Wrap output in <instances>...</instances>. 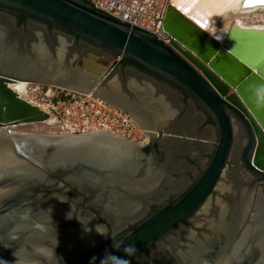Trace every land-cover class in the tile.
<instances>
[{"label":"water","instance_id":"1","mask_svg":"<svg viewBox=\"0 0 264 264\" xmlns=\"http://www.w3.org/2000/svg\"><path fill=\"white\" fill-rule=\"evenodd\" d=\"M246 1H241L243 8L252 5ZM0 5L68 30L109 53L98 55L90 48L80 55L88 45L81 43L74 48L69 43L58 61L62 70L50 68L43 78L70 87L99 88L109 85L115 77L118 93L126 96L134 89L143 91L146 100L162 98L160 103H166L168 94L173 97L169 99L173 109L165 126L147 144H124L116 138L118 135L98 133L101 131L24 133L7 129L0 136V227H10L2 229L3 238L14 235L13 240L23 247L29 234L46 235L52 229H64L74 214L73 227H82L80 215H86L99 226L101 235L74 254L61 253L63 259H72L68 264H129L154 244L157 250L151 254V263L143 258H135L134 263H157L156 257L165 252V261L175 264V255L182 246L178 244L181 231L198 236L197 240L215 250L217 256L231 249L243 229L254 221L250 212L260 201L258 192L253 197L251 190H244L248 194L245 200L250 199L245 210L229 208L228 203H217L213 211L206 207L207 216L215 218L216 230L197 224L194 219L222 179L229 157L239 159L244 170L239 172L241 177L232 178V203L238 201L241 192L239 181L253 177L264 181V28H242L232 23L220 35L210 36L168 5L162 24L170 36L166 43L144 29L94 9L84 0H0ZM25 47L28 49L30 44ZM46 48L49 64L57 51L54 45ZM112 56L125 58L153 76L137 74L140 77L134 82L143 78L146 85L128 87L131 70L127 69L121 80V72L113 70L116 61L111 60ZM156 78L168 84L157 82ZM9 80L0 66V126L46 122L47 114L15 95L6 84ZM147 83L151 89L145 87ZM170 84L193 97L216 122L218 136L208 159L197 149L199 146L203 151L211 150L205 128L197 129L202 116L194 113L191 101L180 114L181 96L171 91ZM160 106L164 110L166 105ZM144 108L136 107V117L145 113ZM153 111L151 119L165 121L163 113L156 116V110ZM237 123L246 134L240 141L236 139ZM193 148L197 150L194 155ZM184 157L200 165L191 179L184 172L196 168ZM237 174L236 171L233 175ZM229 181L224 182L227 185ZM169 196L170 201L166 200ZM153 204L158 209L140 219ZM96 212L99 219L93 217ZM221 219L224 226L218 221ZM186 222L200 225L205 231L196 234L185 227ZM13 224L23 228H14ZM130 224L133 225L125 229ZM106 226L112 233L125 230L112 238ZM62 233L57 238L61 239ZM162 239L172 246L167 248L164 242L159 243ZM51 247H55L53 243ZM15 250L5 252L7 257L0 258V264H14L11 260ZM166 252L170 255L166 256ZM245 255L233 258L232 264H240Z\"/></svg>","mask_w":264,"mask_h":264},{"label":"bare ground","instance_id":"2","mask_svg":"<svg viewBox=\"0 0 264 264\" xmlns=\"http://www.w3.org/2000/svg\"><path fill=\"white\" fill-rule=\"evenodd\" d=\"M241 1L242 0H170L171 5L173 6L174 9H177L178 12L182 13L184 17H187L188 19H190L191 22L196 24L200 29H203V31L207 32L210 36L217 35L221 33L222 31L225 32L227 28L230 26V24L232 23H235L241 26L242 28H264V23L247 25V24H244L242 20L240 19V16L242 15L249 14L251 12L255 13L258 11H264V0H247L246 4L252 3V5L249 7L247 6L245 8L241 6ZM258 2H262V4ZM31 36L33 40V37L37 36V33L34 32L32 33ZM32 40H29L28 42L30 44V47L28 49L23 44L17 43L15 46L9 43L8 44L4 43L2 40H0V66L7 73L8 78H10V80L8 81L9 85H11L12 87L15 85L17 90L24 96H26L25 87H26V81H28L24 79L25 77H32L33 78L32 80H34L32 82H36L40 84L49 83L50 86H58L63 89L75 90L77 92H83V93L93 92L94 94H97L98 97H100L101 99H104L105 101H107L109 104L117 108H121V109L128 111L130 115L132 116V118L136 121L137 125L139 126L140 128L139 130L143 134V138L140 139L139 141L134 140V139L128 140V138L127 139L120 138L122 136L118 135V137L116 138L122 141L124 144L134 145L136 143L138 144L151 143V139L154 133L158 134L157 131L160 128L164 127V126H161L162 125L160 123L161 118H159V120H157L158 118L154 119L155 126H152V123L150 121L151 118L149 116L150 112H152L154 109L156 110L155 112L157 114L156 116H159V112H161L165 116L169 117V113L172 111L173 108H168L169 106L168 103L167 102L165 103L164 101L161 103V105H166V106H163L164 110H161L160 108L162 107L160 106V104L158 106L157 103H155L153 106H148V104L151 103L149 102V97H147L148 100H146L144 96L142 95L144 94L143 91L138 92L137 90H134V89L132 91L133 93L129 94L131 99L125 96L120 97V94H116L118 92L119 87L117 86V80L115 77L109 81V85H107L106 87L104 86V87H99V88L89 87V85H87L88 87L87 86L70 87L64 84L54 83L52 81H49L46 78H43L42 75L44 76L47 75V73L49 72H46V71H49L50 68L53 69L54 67L56 69L55 71L62 70V66L58 63V61L62 60L63 58L62 51L65 49V47L68 46L69 41L61 36L56 37L55 41L59 42V45H57V43H54L55 49L57 51L54 57L55 60H50L49 64H46L48 62V55L46 54L47 48L45 49V51L41 53L40 50H44L43 47L35 43L31 45ZM18 49H21V50H18ZM29 51H31L33 54H36V56L33 57L31 55L32 53H30ZM135 79H137V77L133 78V76L132 75L130 76V74L128 73L127 86L131 88L132 87L135 88L136 85H140V86H143L144 84L146 85V81L142 80L141 78L138 81V83L134 82ZM145 87L150 88L149 85ZM140 88H144V87H140ZM145 92H148V90L146 89ZM157 98L159 100L162 99L159 97ZM136 107H140V108L145 107L143 110L146 114L144 113L141 115V117H136L137 116L136 113H138L137 112L138 110L135 111ZM45 124L53 125V120L51 118H48ZM8 127H10V125L0 126V136H2L4 132H7V129L10 131H16V130L9 129ZM164 130L168 131L166 130V128H164ZM89 132H92V131L83 132V133H89ZM93 132H97V131H93ZM106 132L107 131H101L98 133H101L104 135H110V136L117 135V134L114 135V133H111V132H107V133ZM24 133H27V132H24ZM63 133H70V132L67 131ZM149 135H150V138H149ZM191 154L193 155L195 154L194 149H192ZM226 177L227 175L224 176L225 179ZM255 208L257 209V207ZM45 216L46 215H44V217L42 216L43 219H45ZM83 217L86 218V219H82L80 217L83 223V226L79 227L76 230L74 229V233L72 235H69L65 239L66 242L62 246L63 247L62 253L64 255H71V254L76 253L77 251L81 250L83 246L87 245L92 240L96 239L99 235H101V230L99 226H96L95 223L92 222L86 215H83ZM205 217H206V220L213 219V216H210V215L207 216L206 213H205ZM253 217L257 218V222L254 228H253V224L251 225L250 229L246 228L244 233L242 234L243 236L241 235L242 238L233 243L230 251L228 250H226V252L221 251L220 254L217 256V258L215 259L213 264H232L231 261L234 257L239 259V256H240L239 252H240V248L242 247L241 244L243 243L246 235L252 236L251 234H254V233L259 234L258 235L259 240L264 245V233H263L264 232V227H263L264 215H263V212L258 211L257 213L254 214ZM206 220L205 218L204 220L202 218H199L196 222L197 224H200L201 221L206 222ZM13 225L15 226V224ZM20 228H23V226H20ZM75 232L76 233L78 232V237ZM184 234H183V237H184ZM48 235L52 236L50 233H48ZM39 239H40V235L38 234L34 235V233L29 234V237L26 239V244L23 247L15 250V252L13 253L14 257L11 261H13L14 264H36L38 263V262H35V260L38 259L37 258L39 255L38 253L40 254L48 253V251H46L45 248L37 242V240ZM179 243L180 242L178 241V244ZM163 254L165 255V252ZM163 254L162 255L160 254L159 257H156L158 259V262L157 263L154 262V264H168L169 263V261L168 262L165 261ZM183 254L185 255V253ZM169 255L170 253L166 252V256H169ZM182 263H184V261ZM137 264H145V263L140 261ZM189 264H192V263L189 262ZM257 264H264V251H263L262 257H260Z\"/></svg>","mask_w":264,"mask_h":264},{"label":"flooded vegetation","instance_id":"3","mask_svg":"<svg viewBox=\"0 0 264 264\" xmlns=\"http://www.w3.org/2000/svg\"><path fill=\"white\" fill-rule=\"evenodd\" d=\"M34 32L37 33V36L33 37V40H32V38H31L32 36L31 35ZM60 36L65 38V39H67L69 41V43H72L74 48L78 47L81 43L86 44V42H85L86 38H83V37H81L79 35L71 33L68 30H65V29H63L61 27H58V26H56V25H54L52 23L46 22V21H44V20H42V19H40L38 17H35L33 15H30V14H28L26 12H22L20 10H16V9H12V8L0 5V40H2L4 43H7V44L9 43V44H12V45H14L16 43H19V44L26 45V44H29L28 43L29 40H32L33 42L31 41V45L35 43V44L43 47L44 50H40L39 49L41 51V53H42L43 51H45L46 46H50L51 47L52 45H54V43H57V45H59V42H56L55 38L56 37H60ZM18 50H21V49H18ZM77 64H78V60H77ZM117 67L119 68V71L121 73L122 72L124 73V75H125V71L127 69H130L131 72H134L136 74L153 76L152 74L146 72L145 70H143L142 68L136 66L133 63H124L122 61V59L114 65L113 70L117 69ZM24 79H26L28 81H34V80H32L33 79L32 77H25ZM156 80H157V82H161V83L164 82V83L168 84V82H166V81H164V80H162L160 78H156ZM170 85L174 86L172 84H170ZM116 94H120V97L129 96V95H127V96L124 95L123 92L122 93H118L117 92ZM181 94H183L184 110L187 109V103H188L187 102V96L190 97L191 99H193V101L198 104V102L193 97H191L188 93L182 91ZM205 125H207V124H204L203 126H201L199 130H201L202 127H204ZM241 126L242 125L240 123H237L235 125V128H236L235 132H236V134H238V137L236 135V139L238 141H240L242 139H245V137H246L245 132H242V130H241V128H242ZM149 138H150V135H149ZM240 163H241V161H240ZM241 167L243 168L242 163H241ZM241 176L242 175L238 174V175H233L232 177H230L231 179L228 178L227 181H229V180H231V181H229L227 185L225 184L224 188L227 191L229 190L228 192H231V189H232V186H233V183H234L233 179L239 178ZM237 180H240V179H237ZM256 182H259V185L253 186V184L256 183ZM245 183L247 184V186L245 184L243 186H240V181H239L238 188H241V190H240L241 192H240V194L238 196V199H237L238 201L235 202V203L233 201L232 207H234V208L238 207V209L239 208H243L245 210L246 207H247L246 205H247V203L249 202L250 199L245 200V198H247L248 194L245 193L244 190L245 191H250L251 190L253 197L258 192L257 198L260 201H258L256 204L253 205L254 206V210L251 212V216H250V218L252 220H254V221H251L252 223L249 226L245 227V229L246 228L250 229L252 224H253V228L256 225L257 218L253 217L254 214L257 213L258 211H261V212H263V215H264V204H263L264 181L262 179H260V178H254L253 177V178H251V180L246 181ZM260 192H262L263 194L260 193ZM170 200L171 199H169V201ZM253 201H254V199H253ZM222 206H223L222 204H218L219 208H222ZM255 207H257V209ZM259 208H261V209H259ZM157 209H158L157 205H154V204L151 205L150 208H149L148 215L152 214ZM250 209H252V206L250 207ZM220 210L222 211V213H220V217H223V215H222L223 214V209H220ZM98 214L99 213H97V212L95 214H93L94 219H99L98 218ZM74 217H75V215L73 214L70 217L68 223L66 224V226H65V228L63 230L59 229L57 231V230L52 229V230H50V232H47L46 235H44V234L41 235V234L37 233L38 235H40V239L37 240V242L41 246H43L45 248V250L48 251V253L47 254L38 253L39 254L38 257H37L38 259H36L37 261L35 260V262H38V263H36V264H68V263H70L72 261V259H70V258L63 259L61 253H62V250H63L62 246L64 244L62 242H64L65 239L69 235H72L74 233V229L75 230L78 229L77 227H75V226L73 227L72 226ZM80 217L82 219H86L85 217H83V215H80ZM197 217L202 218L203 220L205 218V220H206L205 211L203 210V212H201ZM197 217L194 219V221H197L199 219ZM214 217H216V216H214ZM213 220L215 221V218L212 219V220H206V222H202L201 221L200 224H204L205 226H207L208 228L213 230V229H215L217 227V225H215V222H213ZM219 221L221 222L222 219L219 220ZM221 224H222V222H221ZM132 225L133 224H130L127 228H129ZM0 226H1V224H0ZM8 226H10V225L8 224ZM96 226H98V225H96ZM6 227H7V224H6L5 227H0V258L1 259H5L7 257V255H5L4 253L8 252L9 249L15 248L17 250V249L21 248V245H19L18 243H16V241L13 240V238H15L14 235H12L13 237L10 235L9 237L3 238L4 233H2L3 232L2 229H4V230L5 229H10V227H8V228H6ZM14 227H17V224H15ZM106 227H107L106 232L109 233V235L112 238L118 236L125 229H127V228H125V229L120 230V231H118L116 233H112L110 231V229H109V226H106ZM263 227H264V225H263ZM245 229H243V231L240 234V236L234 242H236L237 240L242 238L241 235L244 233ZM61 232H63L62 233V237H61V239H59ZM48 233H50L52 236L48 235ZM183 234H184V237H183ZM76 235L78 237V232L76 233ZM180 235H181V238L179 239V242H180L179 246H181V245L182 246H181V248L178 251V255H176L175 259H176L177 263H175V264H180V263L181 264H189V262L192 263V264H199V263L200 264H213L214 263L215 259L217 258V255H215V252H214L215 250L210 249L209 247L205 246L203 243L200 242L201 240H197L198 236L194 237L192 234H190L187 231H181ZM251 235L252 236L246 235L243 243L241 244V246H242L241 248H243V251L239 252L240 253L239 257L243 256V254H246V255H245L244 260L240 264H257L258 260L260 259V257H262V254H263V251H264L263 250L264 249V245L259 240L258 234L254 233V234H251ZM57 236L59 238H57ZM11 238H12V240H10ZM207 240H209L208 237L206 238V241ZM4 241H5V243H4ZM39 241H41V242H39ZM45 241H48V242H51V243L47 244V243H45ZM161 241H163V239L160 240V242ZM52 243H53V245L55 247H51L50 248V244L52 245ZM153 246L156 247L157 245H155V244L151 245L150 247H148L143 252H146L148 249L153 248ZM194 246H196V247H194ZM256 246H258V248H257L258 249V253H257V250H256ZM228 251H230V249ZM183 253H185V255ZM203 253L205 254V255H203L204 257H202ZM135 258L136 257H134V258H132L130 260V261H133V264H135L134 263V259ZM234 259H237V258L234 257ZM183 261H184V263H182Z\"/></svg>","mask_w":264,"mask_h":264},{"label":"built area","instance_id":"4","mask_svg":"<svg viewBox=\"0 0 264 264\" xmlns=\"http://www.w3.org/2000/svg\"><path fill=\"white\" fill-rule=\"evenodd\" d=\"M115 19L144 29L168 43L163 18L170 0H84ZM12 92L36 105L61 131L83 133L107 131L124 138L140 140L143 134L130 113L109 104L93 92H77L49 84L26 81L25 93L6 83ZM45 124V122H44Z\"/></svg>","mask_w":264,"mask_h":264},{"label":"rangeland","instance_id":"5","mask_svg":"<svg viewBox=\"0 0 264 264\" xmlns=\"http://www.w3.org/2000/svg\"><path fill=\"white\" fill-rule=\"evenodd\" d=\"M240 19L242 20V22L244 24H247V25L263 24L264 23V11H258V12H255V13L251 12L249 14H245V15L240 16ZM85 42H86V45H88V49H84L81 52L80 55H82L85 52H87L90 48L91 49H95L97 51L98 55H109V53L107 52V50L105 48H103L101 46H98V45L94 44L93 42H91L89 40H85ZM111 60H115L116 63H117V62H119L121 60V57L120 56H118V57H113L112 56ZM117 69L119 70L118 67H117ZM122 79H124V73L123 72L121 73V80ZM170 87H172L173 89H176V91H178L179 93L180 92L182 93V90L178 89L176 86H170ZM181 95L183 96V94H181ZM190 101H191V104L193 103V106L195 107V112H198V113H200V114H202L204 116V120L198 126L197 129H200V127L203 126L204 124H208L212 128V139L209 140L210 145H211V150L210 151H203L199 146H197L199 154L202 157H205L206 159H208L211 156V154H212V150L214 148V145H215V142H216V139H217V136H218L217 125H216V122L213 120V118L210 116V114L202 106H200L199 104L195 103L193 101V99H191L190 97L187 96V102H190ZM178 102H179V105H178L179 106V113L181 114V113H183L185 111L184 107H183L184 104H183V101H180L179 99H178ZM151 105H152V102H151V104H148V106H151ZM8 128L12 129V130L20 131V132L22 131V132H33V133H58V132H64V131H61V129L58 126L48 125V124H44V123L19 124V125L10 126ZM236 135L238 137V134H236ZM184 158L186 160H188L189 163L195 165L196 169H193V170L189 169V170L184 172L185 176H187L188 179H191L193 177V174H195L196 170H199L200 165H199L198 162H196V160H190V159H188L186 157H184ZM240 170H241V172H244V170L241 167L240 160L239 159L236 160V158L229 157L226 170L222 174L223 177L219 181V183L215 187V189L212 191V193L209 196V198L207 199L206 203L204 204L203 210H205L207 208L208 209L210 208V210L213 211V210L216 209V204L217 203H228V204L231 205V206H228V207L229 208L232 207L230 193L228 191L224 190L225 189L224 188V184H225L224 181L228 180V178L233 176L234 172L236 173V171H237L239 173ZM225 175L228 176L226 179L224 178ZM245 182H246L245 180H241L240 181V186H243L244 184L247 186V184ZM256 185H259V182H256V183L253 184V186H256ZM170 198H171V196L167 197L166 200H169ZM201 212H203V211H201ZM148 213H149V209L145 212V214L140 219H143L145 216L148 215ZM128 226L129 225H127L125 228H127ZM185 227L191 229L192 231H195L196 234L205 231V229L202 228L200 225H195L192 222L185 223ZM173 235H175V234H173ZM173 235L171 234V236H173ZM163 242H164V240L159 242V243H163ZM164 245L167 248L168 247L170 248L172 246V244H170L169 241L164 242ZM156 250H157V246L156 247L153 246V248L148 249L146 252L140 253L136 257V259L137 258H143L145 260V262L151 263L152 262L151 254L153 252H155ZM129 264H133V261H130ZM145 264H147V263H145Z\"/></svg>","mask_w":264,"mask_h":264},{"label":"crops","instance_id":"6","mask_svg":"<svg viewBox=\"0 0 264 264\" xmlns=\"http://www.w3.org/2000/svg\"><path fill=\"white\" fill-rule=\"evenodd\" d=\"M129 74H130V76L132 75L133 76V78L134 77H140V76H138L136 73H134V72H129ZM142 80H144V81H146L145 79H143L142 78ZM151 84V83H150ZM152 85V84H151ZM153 86V85H152ZM148 89H151V87L150 88H148ZM170 89H172L171 91L172 92H175L176 94H179L181 97H180V100L181 101H183V96L181 95V93H179V92H177L176 91V89H173L172 87L170 88ZM168 97L166 98V102L168 103V105L170 106H168V108H172L171 107V105L169 104V99H173V97H172V95H170V94H168L167 95ZM152 100V101H151ZM149 101L150 102H152V105L151 106H153V104H155V103H157L158 104V106H159V104H161L160 102H161V100H159L158 98H157V96H155V98L154 97H149ZM182 103V102H181ZM151 104V103H150ZM184 104V103H183ZM187 106H189V102L187 103ZM192 106H193V103H192ZM193 111H194V113H196V114H199V115H201L202 116V119L200 120V122H199V124H198V126L202 123V121L204 120V116L202 115V114H200V113H198V112H195V107L193 106ZM150 112V111H149ZM151 113H153V111L152 112H150V114ZM164 117H166V118H163L164 120L166 119H168L169 117L168 116H164ZM191 117H193V115H191ZM166 120L165 121H162V120H160V123L162 124L161 126H163V124H164V126H165V123H166ZM151 121V123H152V126H155V124H154V119H151L150 120ZM202 128H205V130H206V139H208V141L209 140H211L212 139V128L210 127V125H205L204 127H202ZM208 147H205L204 149L206 150ZM210 148V147H209ZM194 149V151H195V153L197 152V150L195 149V148H193ZM208 151V150H207Z\"/></svg>","mask_w":264,"mask_h":264},{"label":"trees","instance_id":"7","mask_svg":"<svg viewBox=\"0 0 264 264\" xmlns=\"http://www.w3.org/2000/svg\"><path fill=\"white\" fill-rule=\"evenodd\" d=\"M122 59V61L124 62V63H132V62H130L129 60H127V59H125V58H121Z\"/></svg>","mask_w":264,"mask_h":264}]
</instances>
